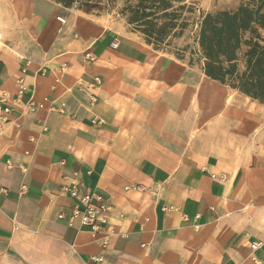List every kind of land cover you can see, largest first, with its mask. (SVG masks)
I'll list each match as a JSON object with an SVG mask.
<instances>
[{
    "label": "crops",
    "instance_id": "0c3cea01",
    "mask_svg": "<svg viewBox=\"0 0 264 264\" xmlns=\"http://www.w3.org/2000/svg\"><path fill=\"white\" fill-rule=\"evenodd\" d=\"M0 9L17 100L0 103V264H264L260 101L55 0ZM73 187L111 206L107 226L58 220Z\"/></svg>",
    "mask_w": 264,
    "mask_h": 264
},
{
    "label": "rangeland",
    "instance_id": "374dc122",
    "mask_svg": "<svg viewBox=\"0 0 264 264\" xmlns=\"http://www.w3.org/2000/svg\"><path fill=\"white\" fill-rule=\"evenodd\" d=\"M55 1L67 13L89 15L119 26L124 32H137L157 50L172 51L180 57L202 61L204 67L207 59L203 54L200 38L204 20L207 16L232 13L245 5L243 0ZM239 69L240 73L246 72L244 62Z\"/></svg>",
    "mask_w": 264,
    "mask_h": 264
},
{
    "label": "trees",
    "instance_id": "16d2710c",
    "mask_svg": "<svg viewBox=\"0 0 264 264\" xmlns=\"http://www.w3.org/2000/svg\"><path fill=\"white\" fill-rule=\"evenodd\" d=\"M243 1L237 11L204 20L200 35L207 59L204 68L209 77L264 105V0ZM242 62L244 73L239 69Z\"/></svg>",
    "mask_w": 264,
    "mask_h": 264
},
{
    "label": "built area",
    "instance_id": "2783aa9c",
    "mask_svg": "<svg viewBox=\"0 0 264 264\" xmlns=\"http://www.w3.org/2000/svg\"><path fill=\"white\" fill-rule=\"evenodd\" d=\"M57 20L61 24H65L66 20L63 17H57ZM87 57L94 61V57L92 55L88 54ZM23 81V80H22ZM21 81V83H22ZM10 102H17V100L12 99L9 97L8 93H4L0 90V103L5 105V116H7L10 113V109L8 107V104ZM29 105L31 108L36 110L39 107H42L41 104H36L34 101H30ZM3 122H5V118L2 119ZM212 179L217 182H224L225 177L220 176L217 177L215 175H212ZM140 188H136L134 190H139ZM68 193L71 195V197H75L78 199L79 204L81 205V208H75V210H72V212L66 216L64 213H60L58 215V220H65L67 221V224L71 228H75L79 226L82 227H88L92 229L93 231L100 230L102 227L107 226L109 224V217L111 213V206L106 203L102 197L95 195L93 193H87V194H79L77 188H68ZM176 210L175 207H172L170 209L166 208L165 211H172ZM184 219L187 221V218ZM261 246V243H255L252 244L251 248L253 250H257L258 247ZM96 261H102V258H95Z\"/></svg>",
    "mask_w": 264,
    "mask_h": 264
},
{
    "label": "bare ground",
    "instance_id": "6f19581e",
    "mask_svg": "<svg viewBox=\"0 0 264 264\" xmlns=\"http://www.w3.org/2000/svg\"><path fill=\"white\" fill-rule=\"evenodd\" d=\"M2 2V1H1ZM4 4V3H3ZM1 6H2V3H1ZM3 8H6V7H3ZM11 9V8H10ZM1 10V9H0ZM2 11H4V9H2ZM5 12V11H4ZM7 13V12H6ZM9 13V12H8ZM10 14V13H9ZM5 20V19H4ZM6 21V20H5ZM2 22H4V21H2ZM1 40H2V34H0V45H2L3 46V43L1 42Z\"/></svg>",
    "mask_w": 264,
    "mask_h": 264
}]
</instances>
